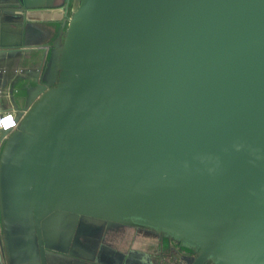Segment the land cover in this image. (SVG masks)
<instances>
[{"label": "water", "instance_id": "obj_1", "mask_svg": "<svg viewBox=\"0 0 264 264\" xmlns=\"http://www.w3.org/2000/svg\"><path fill=\"white\" fill-rule=\"evenodd\" d=\"M121 225L264 264V0H0V264H164Z\"/></svg>", "mask_w": 264, "mask_h": 264}, {"label": "flooded vegetation", "instance_id": "obj_2", "mask_svg": "<svg viewBox=\"0 0 264 264\" xmlns=\"http://www.w3.org/2000/svg\"><path fill=\"white\" fill-rule=\"evenodd\" d=\"M46 26H48V24H46ZM51 27L52 26H49L47 28L49 29ZM40 42L42 45H46L47 43L50 42V39L48 36H46V37L42 38L40 40ZM122 227H124L123 230L119 231V229ZM126 227H127V230H125ZM116 229H117V231L115 230L114 235L110 236V237L106 235V233H107L106 230H104L102 233H98L96 231L91 237L87 236L84 238V240H83L84 246L88 249L91 248V250L93 248L95 250H98V248H99L98 245L104 244L105 250H108L106 246H113V249H115L116 251L125 250V249L129 250L130 248H132L133 245H136L139 247L145 246L144 247L145 250L151 254L153 261H156V262L159 261V262H162L164 264H180V262L182 263V261H183V259L181 257L185 254L183 252H181L180 248L172 240H169L168 242H166L164 244L159 237L154 236V234L149 235L146 232L141 231V230H145V229H143L141 227L137 228V226H134V225H131L130 228H128L127 225H121V226L117 227ZM145 231H147V230H145ZM138 232H139L138 235H140V236L144 235L146 237L149 236L151 239L148 241L136 239L135 235ZM100 235H101V237H100V239H98L99 241L96 244L95 242H96L98 236H100ZM93 240H95V241H93ZM109 251H110V249H109ZM100 252H101V255H100L101 258H104V259L107 258L108 259V252L107 251L103 250Z\"/></svg>", "mask_w": 264, "mask_h": 264}, {"label": "rangeland", "instance_id": "obj_3", "mask_svg": "<svg viewBox=\"0 0 264 264\" xmlns=\"http://www.w3.org/2000/svg\"><path fill=\"white\" fill-rule=\"evenodd\" d=\"M82 132V131H81ZM76 137V136H75ZM75 137H69V138H67V139H74V140H76V138ZM85 144V148L87 149V148H89L88 146H89V144L90 143H88V142H85L84 143ZM78 148H80V146L78 147ZM82 148V147H81ZM95 160H97V159H95V157H92L90 160H87L86 161V163L88 164V166H90V169L91 170H88V173H87V175L85 176V178H84V182H89L88 180H91L92 178V176H94V173L96 172V170H94V163H95ZM26 158H23V159H21L20 160V165H23V170H21L20 172V174H19V178H18V176L16 175L15 176V178H17L18 180H19V182H21V183H23V182H25V177H26V175H29V174H27L29 171H25L24 170V167H26ZM19 169H20V167H19ZM46 172L49 174V169L47 170L46 169ZM51 172L53 173V171L51 170ZM16 179V183H17V180ZM26 181H27V177H26ZM20 184V183H19ZM70 187H69V185H68V183L67 182H65V181H63L62 183H61V186H60V190L63 192V193H68L69 192V189Z\"/></svg>", "mask_w": 264, "mask_h": 264}]
</instances>
